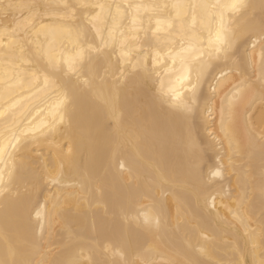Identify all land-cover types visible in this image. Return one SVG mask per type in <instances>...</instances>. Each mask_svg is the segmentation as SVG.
Wrapping results in <instances>:
<instances>
[{"label": "bare ground", "instance_id": "6f19581e", "mask_svg": "<svg viewBox=\"0 0 264 264\" xmlns=\"http://www.w3.org/2000/svg\"><path fill=\"white\" fill-rule=\"evenodd\" d=\"M0 264H264V0H0Z\"/></svg>", "mask_w": 264, "mask_h": 264}, {"label": "snow or ice", "instance_id": "6c2138e0", "mask_svg": "<svg viewBox=\"0 0 264 264\" xmlns=\"http://www.w3.org/2000/svg\"><path fill=\"white\" fill-rule=\"evenodd\" d=\"M233 6H235V5H233Z\"/></svg>", "mask_w": 264, "mask_h": 264}]
</instances>
